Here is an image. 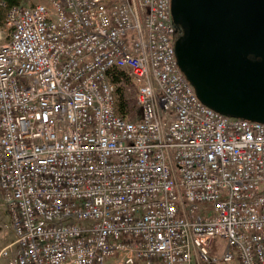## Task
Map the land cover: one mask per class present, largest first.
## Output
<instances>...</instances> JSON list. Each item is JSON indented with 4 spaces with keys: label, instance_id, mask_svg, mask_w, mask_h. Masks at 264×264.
Instances as JSON below:
<instances>
[{
    "label": "built area",
    "instance_id": "built-area-1",
    "mask_svg": "<svg viewBox=\"0 0 264 264\" xmlns=\"http://www.w3.org/2000/svg\"><path fill=\"white\" fill-rule=\"evenodd\" d=\"M0 31V264H264V122L204 104L172 0H29ZM112 68L137 88L118 111Z\"/></svg>",
    "mask_w": 264,
    "mask_h": 264
},
{
    "label": "water",
    "instance_id": "water-1",
    "mask_svg": "<svg viewBox=\"0 0 264 264\" xmlns=\"http://www.w3.org/2000/svg\"><path fill=\"white\" fill-rule=\"evenodd\" d=\"M181 71L199 99L229 117L264 122V0H172Z\"/></svg>",
    "mask_w": 264,
    "mask_h": 264
},
{
    "label": "trees",
    "instance_id": "trees-1",
    "mask_svg": "<svg viewBox=\"0 0 264 264\" xmlns=\"http://www.w3.org/2000/svg\"><path fill=\"white\" fill-rule=\"evenodd\" d=\"M1 3H5L7 6H13L18 5L20 0H0V28L4 25L5 17V8ZM181 28L184 30V37L186 35V26L181 24ZM108 75L117 87L119 113L129 121H137L140 118V108L136 101V85L125 71L118 68L110 69Z\"/></svg>",
    "mask_w": 264,
    "mask_h": 264
},
{
    "label": "rangeland",
    "instance_id": "rangeland-1",
    "mask_svg": "<svg viewBox=\"0 0 264 264\" xmlns=\"http://www.w3.org/2000/svg\"><path fill=\"white\" fill-rule=\"evenodd\" d=\"M23 2H27L29 0H22ZM0 31L2 33V36L4 39H8L9 35H10V31L8 29H6L4 26L2 28H0ZM184 34V30L182 28H179V31L177 33V38L183 37ZM10 222H9V213L7 210V207L4 203L3 200V196L2 193L0 191V250L6 246L7 244H9L10 242H12L13 240V232L12 230L9 228ZM228 244L226 242V240L222 239V238H217L215 239L212 248H211V252H210V256L211 258H216L219 261L218 262H211V263H202V262H196L195 264H226L223 261H221L222 258V254L224 252V250H226ZM106 264H114V261H109ZM231 264H238V260L236 259V257L234 258V261Z\"/></svg>",
    "mask_w": 264,
    "mask_h": 264
},
{
    "label": "flooded vegetation",
    "instance_id": "flooded-vegetation-1",
    "mask_svg": "<svg viewBox=\"0 0 264 264\" xmlns=\"http://www.w3.org/2000/svg\"><path fill=\"white\" fill-rule=\"evenodd\" d=\"M178 31H179V26L177 25V26H176V34H175V39H177V33H178Z\"/></svg>",
    "mask_w": 264,
    "mask_h": 264
}]
</instances>
